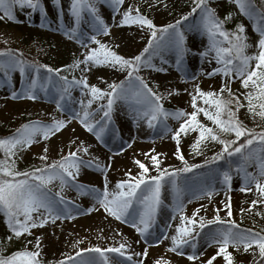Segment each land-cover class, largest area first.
<instances>
[{
	"label": "snow or ice",
	"instance_id": "6c2138e0",
	"mask_svg": "<svg viewBox=\"0 0 264 264\" xmlns=\"http://www.w3.org/2000/svg\"><path fill=\"white\" fill-rule=\"evenodd\" d=\"M229 2L234 3L240 13L252 23L253 31L259 37L255 45L249 43L244 24H238L234 31L226 30L224 23L232 19L231 14L229 13L222 21L216 10L210 6L209 0H193V7L188 14L177 19L175 23L161 27L155 25L152 19L141 14L139 8L134 6H129L122 12L125 0H70L68 11L73 19V25L66 26L63 24L62 0H52V7L56 11L57 19L61 21L60 27L63 28L64 34L69 39L77 40L86 49L83 59L75 60L70 66L71 69L80 70L82 74L79 79L75 76L69 79L66 75H61V69L29 62L18 50L10 48L0 50V77H2L0 86L13 87L11 92L13 100L35 101L40 98V94H43L46 98H52V102L61 113H67V119L54 118L51 123L30 121L21 125L13 135L0 138V151L4 153V159L0 160V213L6 217L7 227L16 238L25 234L30 236L33 234V229L43 228L49 223L55 224L58 220L75 219L74 212L87 215L103 208L116 220L134 227L145 239V243H148V238L153 235L152 229L156 217L163 206L162 192L168 185L174 199L172 219L175 220L179 216L181 223L175 229V235L169 237L165 231V234L157 237L159 243L170 239L172 247L169 250L179 254L184 253L186 246L191 248L192 254L188 255L187 259L193 262L199 260L203 251L207 250L206 248L203 251L198 250L201 239L205 241L207 247L217 246L216 254L202 264H213L218 257H222L225 264H235L229 247L236 250L243 247L244 252H248L255 246L259 253L257 264H264V235L248 229H240L235 221L221 219L220 211H226L227 217H232L230 198L223 209H216L213 219L198 220L199 208L191 216L183 214L186 197L187 203H191L194 198L210 200L217 190V185L230 190L234 176H240L243 180V186L239 189L241 192L251 191L254 186L259 195L264 197V131L256 132L240 122L237 113L240 108L245 107V104L239 96L232 93L230 87L234 80H239L242 88L247 90L243 95L244 100L247 101L248 111L256 112L259 108L258 115L264 118V9L258 7L255 0H229ZM100 5L109 7L115 15L121 17L115 24L116 27L135 25L141 30L149 31L150 38L140 54L126 58L97 38L111 37V27L101 15ZM17 9L21 12L28 10L26 14L29 18L39 12L41 27H44L48 20V9L43 0H0V21L19 22ZM194 20L196 22H193ZM85 22L90 25L91 34L82 31V24ZM188 32H198L207 36L208 48L199 55L208 63L214 60L217 67L206 75L209 77L220 75L225 78L224 84L219 93L203 91L197 86L192 95L193 111L190 113L185 110L169 111L161 102L164 97L154 92L139 73L146 68L157 72L166 71L153 63V60L159 57L162 65L167 64L168 61L163 56L164 52L174 53L175 66L180 69L186 57L195 54L187 46ZM89 44L97 47H89ZM253 47L255 53L248 54V49ZM99 67L125 72L126 77L119 82L104 81L107 83L106 89L90 85L84 73ZM16 72L22 78L19 90H16L12 83V75ZM75 89L80 90L81 97H89L86 103L84 99L78 101L79 110L71 106L72 92ZM225 92L228 94V99L223 96ZM199 100H202L207 107L198 106ZM120 101L127 104L138 126L144 121L149 128L155 129L159 126L165 134H173L172 138L177 145L175 155L182 162V167L171 171L161 169L159 155H151L150 159L157 175H149V166L136 160L135 164L141 170L140 173L132 176L129 172L128 180L118 182L115 188L109 191L107 172L110 165L102 166L95 158L84 159L83 156L78 155L81 148L69 151L58 161L47 164L46 146L44 154L39 157L45 161L44 167L30 171L16 170L15 160L12 157L39 143L40 139L49 140L67 127L72 120L78 119L87 132L101 143H105L106 136L116 133L112 117ZM94 103H97V108L92 110ZM233 103L235 110L232 107ZM201 113L212 122V127L199 120ZM169 118L182 122L178 128L173 129L167 124ZM189 132L198 134L193 145L197 151L199 146L207 141L218 143L221 145V150L211 160L205 161L204 165L189 164L180 149L181 137ZM225 135H234L235 139H226ZM82 151L87 154L88 148L83 147ZM220 160L226 161L228 168L225 170L217 168L213 171L211 182L202 181L196 170ZM251 167H255L257 171H249ZM83 168H94L103 174L105 181L103 190L78 181ZM189 173L192 174L191 178L186 175ZM54 181H59L58 192H52L49 188ZM65 188L89 196L95 204L93 207L81 209L79 205L65 198L63 195ZM256 203L257 201L254 200L253 206ZM213 225L216 227H209ZM205 228H208L207 232H204ZM8 239L10 240L11 237ZM35 249L29 251L25 248L10 256L0 255V264H41L39 237L36 239ZM106 253H116L125 257V244L121 243L119 247L106 249L85 248L77 251L76 257L68 256L57 264H111ZM133 255L147 257L148 252L145 249L143 253L126 256L128 264H142V260H133ZM156 264H166V261L160 259Z\"/></svg>",
	"mask_w": 264,
	"mask_h": 264
},
{
	"label": "rangeland",
	"instance_id": "374dc122",
	"mask_svg": "<svg viewBox=\"0 0 264 264\" xmlns=\"http://www.w3.org/2000/svg\"><path fill=\"white\" fill-rule=\"evenodd\" d=\"M46 8L48 9V20L44 27H41V14L39 12L33 14L31 18L26 14L28 10L21 12L17 9L16 15L19 22L10 21H0V50L13 49L18 50L23 53V58L29 62L37 63L40 65H47L53 69H61V75H66L69 79L75 76L77 79L80 78L81 72L78 69H71L70 66L77 59H83L86 49L81 46L79 42L75 39H69L60 27L61 21L57 19L56 11L52 7V0H43ZM70 0H62L64 7V20L63 24L66 26L73 25V19L68 11ZM210 6L216 10L219 18L224 21L225 18L230 13L232 16L231 20H227L224 23V28L228 31H234L238 24H244L247 30V35L249 38V43L255 45L258 40V34L253 31L252 23L240 13L238 7L229 2V0H209ZM258 7L264 9V0H255ZM164 4L167 6L165 7ZM129 6H134L139 8L141 14L147 16L153 20V23L158 27L165 26L169 23H175L177 19H180L183 15L188 14L193 7V0H125V4L121 11L123 12ZM100 12L106 23L111 27V37L99 36L97 37L103 43L108 44L113 50L117 51L118 54L125 56L126 58H131L135 55L140 54L143 48L147 44V40L150 38V33L148 30H141L137 26H124L116 27L115 24L121 19L119 15H115L112 10L105 6L100 5ZM190 19H193L190 17ZM198 19V18H197ZM193 22H196L195 20ZM82 31L87 34H91L90 25L85 22L82 24ZM121 32V34H135L137 38V44L139 45L137 49L128 51L125 50L124 46H120L117 42L116 34ZM120 34V35H121ZM187 35V46L192 49L195 54H190L186 57L184 65L178 69L175 66V55L171 52H164L163 56L167 59V64H161L160 58L156 57L153 63L156 67H163L166 69L164 72L153 71L151 68L142 69L139 73L145 82L153 89L158 95H162V104L165 109L169 111L185 110L186 112H192L191 99L192 95L195 93L197 86L203 91H214L219 93L220 88L224 84V77L217 75L214 77H209L206 73L211 72L215 67H217L215 61L208 63L206 60H202L199 53L207 50L208 48V38L198 32H188ZM139 40V41H138ZM139 42V43H138ZM118 45V47H116ZM89 47H97L96 45L89 44ZM255 48L248 49V54H254ZM83 67V65H81ZM65 69H68L65 71ZM107 70L111 72V76L108 78L100 79L93 76L98 70ZM88 78V83L90 85H95L101 89L107 88V83L113 81L119 82L126 77L125 72L115 71L107 67L93 68L91 72L84 73ZM195 77V78H194ZM2 78V77H0ZM104 81H107L105 83ZM208 82V84H206ZM12 83L16 90H19L22 85V78L19 73L16 72L12 75ZM231 91L234 95L239 96L240 100L245 104V107L240 108L237 113L240 122L248 129H254L256 132L264 131V118L258 115L259 108L256 112H249L247 108V101L244 100V93L247 91L242 88L239 80H234L230 84ZM13 87L10 86H0V138H5L13 135L15 131L23 124L29 123L30 121H42L44 123H51L53 119H67V113H61L52 98H46L43 94H40V98L33 101L28 99H17L13 100L11 98V92ZM169 93H172L169 95ZM176 93H179L178 95ZM228 99L227 92L223 93ZM73 103L72 107L79 110L80 106L78 101L84 99L85 103L89 97H81V92L79 89H75L72 92ZM33 102H44L49 104L52 113L41 114L37 109H30ZM8 102L15 103L17 107L10 114L5 112L6 106H9ZM103 103V102H97ZM97 103H94L92 110L97 108ZM198 106L207 107L203 104L202 100L198 101ZM233 110H235V103L232 105ZM113 122L116 129L115 135H110L105 137V143L98 141L95 136L87 132L85 128L81 125L78 119L72 120V124H76L97 144L103 156H98L97 153L88 150L87 154L82 151L83 147H88L86 143L80 141L81 135H67L65 127L60 132L53 135L49 140L44 141L40 139L39 144L44 147L48 145H54V150L47 152V164H51L54 161L61 159L63 155H66L69 151H75L77 148H81V152L78 155L83 156L84 159L95 158L98 160L102 166L110 165L112 161L116 160L117 156H123L128 150H132L134 140L140 139L143 141L142 144L147 143L151 145L147 150H132L130 153L131 159H126L127 168H122L120 172L111 174L110 168L107 172L108 188L112 191L118 182L125 181L129 179L128 173L130 172L132 176H137L140 173V169L135 164L136 160L141 161L146 166H149V175H157V171L153 167L151 155H159L160 168L173 170L175 168L182 167V162L176 158L177 145L175 140L172 138V133L165 134L164 130L157 126L155 129L150 128L151 132L145 134L144 136H132L128 134L123 128V123L133 121V115L127 104L120 101L116 106V110L113 112ZM199 120L209 127H212V122L208 121L207 118L201 113L199 115ZM182 121H177L169 118L167 124L173 128H178ZM81 129V131H82ZM198 138V134L194 132H189L187 135L181 137L180 149L189 162V164H201L204 165L205 161L211 160V158L216 155L221 150V145L214 141H207L199 146V150L195 149L193 145ZM226 139H235L234 135H225ZM243 139V138H242ZM168 141V142H167ZM92 144L91 142H88ZM130 145V146H129ZM154 150V152H153ZM44 154V150H34L33 148H28L25 151L18 152L16 156L12 157L15 160V168L18 171H30L37 167H44L45 161H42L39 157ZM4 159V153L0 151V160ZM11 163V160L9 161ZM219 168L220 170H225L228 168V164L224 160L217 161L215 164H211L202 169L196 170L200 174L202 181L211 182L213 171ZM122 171V172H121ZM249 171L256 172L255 167L249 168ZM83 172V173H82ZM82 173V174H81ZM189 178L192 174H186ZM78 181L85 185H91L93 187L103 190L104 187V177L103 174L94 168H83L78 177ZM243 186V180L240 176H234L232 181L231 189H226L222 185H217V190L213 197L209 200L207 198L193 199L192 201H202L205 206L200 207V213L197 219L203 218L205 220L213 219L216 215V211H210V204L207 202L216 204L221 200L219 197L225 201L223 205H216V208L223 209L226 202L231 200V211L232 217H227L226 211H220L219 215L221 219L232 220L238 225L240 229H248L253 232H258L264 235V197H261L259 193L255 190L254 186L251 191L241 192L239 189ZM49 188L52 192L60 191L59 181H54ZM63 195L67 200L73 201L75 204L79 205L81 209H87L93 207L95 201L89 196L80 195L77 191L71 188H65ZM163 206L161 210L168 211L173 217L174 213L172 211L174 207V199L171 194L170 187L165 186L162 192ZM257 201L255 206H253V201ZM223 202V201H220ZM185 210L184 215L190 216L193 213L190 210L189 203H187V197L185 198ZM160 211L156 217V223L152 229L153 235L148 238V243H145V239L141 237L140 241L134 242L135 238L126 237L122 235V232L115 226L111 227L108 231V237H103L98 229H93L90 233L87 231V227L82 226V224L73 223L76 218L81 216H86L80 214L79 212H74L76 216L75 219H62L56 221L57 224L69 228L66 232L59 230V235L56 237L48 238V234L42 228L33 229L32 235L25 234L20 238H16L14 234L9 230L6 224V217L0 213V255L10 256L14 252L22 251L27 248L29 251L36 250L35 243L37 237L40 238V251L41 264H57L60 260H65L68 256L76 257V252L85 248L90 247H100L101 249L119 247L121 243L125 244V257L119 256L116 253H106L109 256L111 264H128L126 260L127 255H132L133 253H143L147 249V257L133 255V260H142V264H156L157 260L163 259L166 264H179L178 259L173 256H179L182 258L180 261H189L187 259L188 255L192 254V249L189 247L184 248V253L179 254L178 252H172L169 249L172 247L171 243H167L164 252L156 251V248H161L157 246V237H161L163 234L169 235V230L173 223H181L179 216L175 220L168 219L165 221L160 216ZM101 212L108 218L116 220L114 217L109 215L104 211L103 208H99L98 211H93L90 214ZM192 213V214H191ZM116 223L127 226L128 228H133L130 224L116 220ZM209 227H216L215 225ZM208 228L204 229L207 232ZM88 232V234H87ZM47 234V235H45ZM203 235V234H202ZM91 236V237H90ZM11 237L9 240L8 238ZM47 237V238H46ZM32 241V243H29ZM168 242V240H164ZM140 243V244H139ZM48 244V245H47ZM163 247V246H162ZM206 251H203L204 249ZM154 250V251H153ZM198 250L203 251V255L199 260L189 263V264H202L206 262L212 251L213 255L216 254L217 246L207 247L205 241L201 239L198 244ZM229 251L233 253L235 264H257L259 261L258 249L253 247L249 249L248 252H244L243 247L236 250L229 247ZM255 253V255H253ZM169 254V255H168ZM78 259V258H77ZM220 264H225L222 257H219ZM214 263V262H213Z\"/></svg>",
	"mask_w": 264,
	"mask_h": 264
},
{
	"label": "bare ground",
	"instance_id": "6f19581e",
	"mask_svg": "<svg viewBox=\"0 0 264 264\" xmlns=\"http://www.w3.org/2000/svg\"><path fill=\"white\" fill-rule=\"evenodd\" d=\"M120 34H121V32H117V34H116L117 42H119V44H121L120 46H124L125 50L132 51V50H135L138 48L139 45L136 43L137 41L134 40V38H137L135 36V34H132V35L131 34H121L120 35ZM111 75H112L111 72L104 70V69H102V70L100 69L93 76H95L96 78H100V79L103 78L104 79V78H108ZM206 84H208V82ZM8 104H9V106H6L4 111L11 114L14 111V108L17 106L15 103H11V102H8ZM31 104H32V106H30L29 108L30 109L35 108L39 112H41V114H49V113L53 112V110L51 109V107L47 103H44V102H41V103L33 102L32 103V101H31ZM122 125L128 134L135 136V137L140 136V135L144 136L145 134H148L151 132L150 128L147 126L146 122H144V121H141L139 123V126L137 125L135 120H133L131 122H127V123L124 122ZM67 127H68L66 129L67 135H71V136L81 135L80 141L86 143L88 147L91 145V147L88 148V150H91V152L97 153L98 156H103L101 154V151L98 148L97 144H95L93 142V140L83 131L82 128H81L82 129V131H81V129L78 126H76V124H72V123L68 124ZM140 141H141L140 139L134 140L132 150L137 149V150H144L145 151L148 148H150L151 145H148L147 143L142 144L143 141H141L142 143ZM88 142H91L92 144H89ZM146 147H147V149H146ZM30 148H33L34 150H44L43 146L40 145L39 143L33 144ZM47 148H48V151L51 152L54 150V145L53 144L48 145ZM132 150H128L123 156H120V155L117 156L116 160H119V162L118 161H112L111 163H109L111 174L114 175V173H116V171L118 173V172H120V170L122 168H125V169L127 168L126 164H128V163H126L125 161H126V159H131L129 152H131ZM219 198L221 200H219V202L216 204L211 203V201L207 202L208 205L210 204V206H209L210 211H213V210L216 211V209H217L216 205H219V206L223 205V203L225 202L222 199L223 197H219ZM220 201H223V202H220ZM201 205L205 206V204H203L202 201H195L194 200L191 203H189V207H190L191 212L193 213L197 208H200ZM160 216L165 221H167V218L168 219L172 218L171 214H169V212L165 211V210L160 211ZM115 221L112 218H108L105 215L101 214V212H97V213H93L92 215H86V216H81L79 218H76L73 223L82 224V226H84L86 224L85 227H87V229H88L87 231H89L90 233L93 232V229H98L100 234L103 235V237H108L109 229L111 227L115 226L122 232V235L124 237H126L128 234L129 237L135 238V241H134L135 243L140 241L141 236L136 231V229L134 227L130 229L127 226L124 227V226L116 223ZM178 225H179L178 222H177V224L175 222L171 225V228L169 230V235L172 236V235L176 234L175 229L177 228ZM42 229L45 230V232L48 234V236H47L48 238H51L54 236L56 237L57 235H59V230H63V231L66 230V232L69 230V228H65L64 226L57 224V222L55 224L49 223V224L45 225ZM47 234H45V235H47ZM87 234H88V232H87ZM140 243H142V242L140 241ZM167 243H171V240L168 239V242L163 241L162 243L157 244V246H160L161 248H156L157 249L156 251L164 252V248H166ZM213 252L214 251H212L210 258L213 256V254H214ZM173 257L178 259L179 264L192 263V261H180V260H182V258H180L177 255L173 256ZM219 260L220 259L218 257L217 260L214 261L213 264H220Z\"/></svg>",
	"mask_w": 264,
	"mask_h": 264
},
{
	"label": "trees",
	"instance_id": "16d2710c",
	"mask_svg": "<svg viewBox=\"0 0 264 264\" xmlns=\"http://www.w3.org/2000/svg\"><path fill=\"white\" fill-rule=\"evenodd\" d=\"M224 98L226 99V96H224Z\"/></svg>",
	"mask_w": 264,
	"mask_h": 264
}]
</instances>
